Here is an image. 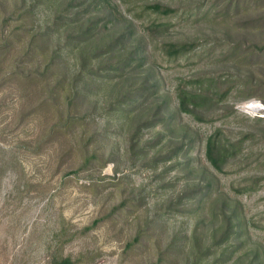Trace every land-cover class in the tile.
<instances>
[{
  "label": "rangeland",
  "instance_id": "obj_1",
  "mask_svg": "<svg viewBox=\"0 0 264 264\" xmlns=\"http://www.w3.org/2000/svg\"><path fill=\"white\" fill-rule=\"evenodd\" d=\"M45 1L0 0V264H264V0Z\"/></svg>",
  "mask_w": 264,
  "mask_h": 264
},
{
  "label": "trees",
  "instance_id": "obj_2",
  "mask_svg": "<svg viewBox=\"0 0 264 264\" xmlns=\"http://www.w3.org/2000/svg\"><path fill=\"white\" fill-rule=\"evenodd\" d=\"M62 0H46V3H49V5L51 6H55L57 3H59ZM71 1L70 3H72V1L74 0H69ZM96 0H83V2L86 4V6H90L92 4L95 3ZM129 2H132L134 0H126ZM142 14H147L148 17L151 18L152 21H157L158 18L161 17H169L172 16L173 14L177 13V9L173 8L169 5H164L161 4L159 2H147L146 4H144L142 7ZM75 12H71L67 19V21L69 23L72 22V17L75 16ZM54 15V14H53ZM83 33L81 32L80 35L74 43L71 44L70 48L68 51L72 52L75 48H77L78 46L82 45V42L86 41V37L82 36ZM115 42V41H114ZM192 42H182V43H178V44H171V55L172 56H168L170 59L174 58L176 59L179 54L186 52L187 50H189L192 47ZM69 52V53H70ZM81 65H82V61L79 55H77L76 57V63H75V67L77 68V70L81 69ZM201 95V92H193V91H186V90H182L180 93H178V101H177V110H185V111H189V107L193 106V104L191 103V101L195 102L196 98H199ZM121 111L123 112V116L122 117V125H124L126 123V120L128 118V114L126 112V110L124 109V107L120 108ZM225 145H221V143L217 142V139L214 135H210L207 140H206V144H205V153H206V157L208 162L215 168L220 170L222 168V156L224 155L225 151L222 149L224 148ZM60 233V232H59ZM58 232H56V234H53V236L51 237L50 241L55 242L57 240V237L59 235ZM50 249V246H49ZM75 260L69 256V255H62V254H52L50 256V259L48 261V264H75Z\"/></svg>",
  "mask_w": 264,
  "mask_h": 264
},
{
  "label": "bare ground",
  "instance_id": "obj_3",
  "mask_svg": "<svg viewBox=\"0 0 264 264\" xmlns=\"http://www.w3.org/2000/svg\"><path fill=\"white\" fill-rule=\"evenodd\" d=\"M256 103H257V102H252L251 104H252L253 106H255V107H258ZM258 105H259V104H258Z\"/></svg>",
  "mask_w": 264,
  "mask_h": 264
}]
</instances>
